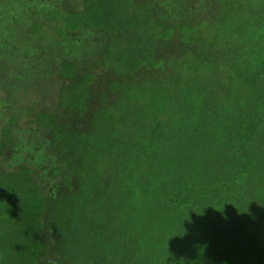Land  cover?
Masks as SVG:
<instances>
[{
    "label": "trees",
    "instance_id": "obj_1",
    "mask_svg": "<svg viewBox=\"0 0 264 264\" xmlns=\"http://www.w3.org/2000/svg\"><path fill=\"white\" fill-rule=\"evenodd\" d=\"M7 1L63 82L0 126V264H264V0Z\"/></svg>",
    "mask_w": 264,
    "mask_h": 264
},
{
    "label": "rangeland",
    "instance_id": "obj_2",
    "mask_svg": "<svg viewBox=\"0 0 264 264\" xmlns=\"http://www.w3.org/2000/svg\"><path fill=\"white\" fill-rule=\"evenodd\" d=\"M186 1L192 7L190 12L188 11V15H192V17L198 18L197 11L200 9L205 15L210 14L212 11L211 6L204 5V3H201L199 7V5H195V2L193 4V0ZM7 2V0H2V4H0L1 11H8L9 6L5 7ZM30 3L25 2L24 10L28 14L24 20L19 15L15 17V20H11L8 15L0 13V27L2 28L0 30V58L2 55V58L5 60L3 64L8 67L5 71L0 72V119L3 118V121H0V126L8 121L10 118L9 114H15L17 116L15 130L17 133L20 129L25 131L17 135L16 133L13 134L16 141L15 144L33 146L36 149L42 142L34 141L35 138H32V133L30 134L29 132L31 124H28L27 121L32 117V114L37 113L42 108L53 109V107H57L59 103L58 91L63 81L59 80L56 83L59 75L56 74L55 67V74L51 76L52 82L48 80L50 76L47 75V71L51 69V65L47 64V58L51 54V51L54 52L56 50L48 48L49 44L51 46L55 43V40L51 36L47 37L45 30L48 34L54 36V32L50 33V30H56L57 26L55 28L52 26L54 23L51 21L53 20L49 21L47 15L43 17L40 13V16L36 15V18L31 17L30 10L35 9L36 6L34 2ZM70 4L76 5V8H80L82 3L80 0H73ZM48 6L49 10L55 7L51 3ZM172 8L176 9L179 7ZM214 11H216L214 14L216 17L219 11L217 6L214 8ZM179 15H183V10L179 12ZM37 21L42 25L41 32L39 33H36V27L34 28V22L38 23ZM72 36L75 40V51L71 53L75 54L76 57H91L101 46L102 41L99 37L89 36L82 32H74ZM57 42L59 45L61 41L58 40ZM16 43L18 47L15 45ZM55 45L57 46L56 43ZM2 46L3 48L1 49ZM81 66L84 67V65ZM0 68L4 69L2 66ZM29 108L32 109L31 113L28 112ZM59 116L61 117L60 113ZM31 126L38 131L37 127ZM9 155L11 157V154ZM14 156H12V159H14ZM40 165L43 168L45 167V163ZM1 167L3 169H11L13 166H8V168L3 165Z\"/></svg>",
    "mask_w": 264,
    "mask_h": 264
}]
</instances>
